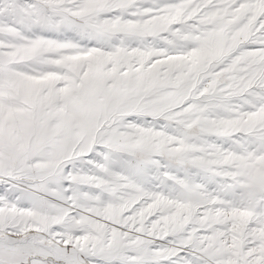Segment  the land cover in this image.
Wrapping results in <instances>:
<instances>
[{"label": "snow or ice", "instance_id": "snow-or-ice-1", "mask_svg": "<svg viewBox=\"0 0 264 264\" xmlns=\"http://www.w3.org/2000/svg\"><path fill=\"white\" fill-rule=\"evenodd\" d=\"M0 264H264V0H0Z\"/></svg>", "mask_w": 264, "mask_h": 264}]
</instances>
